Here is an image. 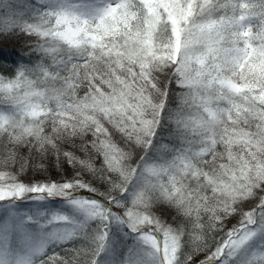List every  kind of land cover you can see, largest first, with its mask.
Masks as SVG:
<instances>
[{
	"label": "snow or ice",
	"instance_id": "6c2138e0",
	"mask_svg": "<svg viewBox=\"0 0 264 264\" xmlns=\"http://www.w3.org/2000/svg\"><path fill=\"white\" fill-rule=\"evenodd\" d=\"M0 31L38 57L0 72V202L74 212L0 217V264H98L113 224L136 242L112 264H264V0H0ZM49 154L74 175L19 179Z\"/></svg>",
	"mask_w": 264,
	"mask_h": 264
},
{
	"label": "trees",
	"instance_id": "16d2710c",
	"mask_svg": "<svg viewBox=\"0 0 264 264\" xmlns=\"http://www.w3.org/2000/svg\"><path fill=\"white\" fill-rule=\"evenodd\" d=\"M33 39L34 38L26 36L19 31L7 33L0 31V52L14 53V55H9L6 59L0 60V72L14 73L21 65L34 63L38 57L29 51L32 47ZM22 50L28 54L21 55ZM61 164H63V162ZM21 166L24 167V171L20 174L19 179L26 184H32L55 179V172L57 170L56 166H58V164L56 157L49 154L45 158H40L38 155L29 157L26 165L23 161H19L14 167L15 169H19ZM86 179L92 183L99 192H104L106 190V185L102 180L90 175H87ZM84 195L85 198H98L94 194L85 193ZM58 201L60 205L58 204ZM121 202H124L123 197L121 198ZM61 203H64V205H61ZM66 204L67 202L65 200L55 198L45 201L24 199L12 203L0 202V217L7 216L9 212L29 215L33 210L36 211L43 209H48V211L51 212L59 210V212H67L69 216H72L74 214L73 209L70 208L71 206L67 208ZM240 207L247 210L254 208L255 203L252 201H245ZM44 211L45 213L43 215H47L48 211ZM153 212L165 222H171L175 218L174 211L166 205L154 206ZM238 218V214L230 216L227 221L228 227L230 228L233 224L237 223ZM31 230L34 232L39 231V229L35 230L34 228ZM44 231L49 232L51 231V228L44 229ZM135 242V237L132 233H129L125 228L119 225L113 224L109 230V248L104 253L100 254V257H98V264H112L114 259L125 254ZM85 244L86 241L79 238L61 242L60 244L53 245L46 250L44 249V256L60 255L67 257L74 248L84 247ZM255 248L256 241L250 242V246L246 249H242L241 253L235 259L237 261L246 260ZM18 250V244L15 240H10L5 248L6 254L9 258ZM44 256L40 258H44ZM216 264H219V262H216ZM228 264H233V262L229 261Z\"/></svg>",
	"mask_w": 264,
	"mask_h": 264
},
{
	"label": "rangeland",
	"instance_id": "374dc122",
	"mask_svg": "<svg viewBox=\"0 0 264 264\" xmlns=\"http://www.w3.org/2000/svg\"><path fill=\"white\" fill-rule=\"evenodd\" d=\"M62 162L61 161H58L57 160V164H58V166H56V172H55V175H56V178L55 179H53L52 181H56V180H60L62 177L63 178H65V179H67V178H69L71 175H74V172H73V170L72 169H70L69 167H68V165H67V163L66 162H63V164H61ZM85 175V177L87 178V173H85L84 174ZM55 199H60V198H55ZM58 204H59V201H58ZM60 205V204H59ZM61 205H64V203H61ZM66 207L67 208H69L70 207V205L67 203L66 204ZM71 208V207H70ZM44 210H46V212L48 211V209H43V210H36V211H32V212H30L29 213V215H32V216H40V215H43L44 213H45V211ZM50 210V209H49ZM50 213H59V214H64V215H68L67 214V212H59V210H57V211H55V212H51V211H48V214H50ZM35 230H37L35 227H33ZM49 228H51V226L49 227ZM61 242H52V243H49L46 247H45V250L47 249V248H49V247H52L53 245H58V244H60Z\"/></svg>",
	"mask_w": 264,
	"mask_h": 264
}]
</instances>
